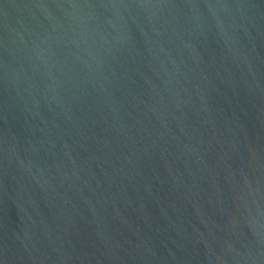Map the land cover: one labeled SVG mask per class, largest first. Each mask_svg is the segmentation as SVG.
<instances>
[{
    "label": "water",
    "instance_id": "obj_1",
    "mask_svg": "<svg viewBox=\"0 0 264 264\" xmlns=\"http://www.w3.org/2000/svg\"><path fill=\"white\" fill-rule=\"evenodd\" d=\"M0 264H264V0H0Z\"/></svg>",
    "mask_w": 264,
    "mask_h": 264
}]
</instances>
